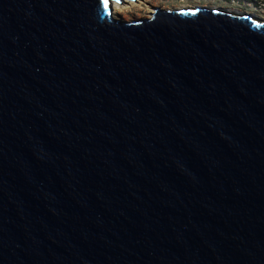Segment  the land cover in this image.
<instances>
[{
  "label": "water",
  "instance_id": "1",
  "mask_svg": "<svg viewBox=\"0 0 264 264\" xmlns=\"http://www.w3.org/2000/svg\"><path fill=\"white\" fill-rule=\"evenodd\" d=\"M0 0V264H264V19Z\"/></svg>",
  "mask_w": 264,
  "mask_h": 264
},
{
  "label": "rangeland",
  "instance_id": "2",
  "mask_svg": "<svg viewBox=\"0 0 264 264\" xmlns=\"http://www.w3.org/2000/svg\"><path fill=\"white\" fill-rule=\"evenodd\" d=\"M115 1V0H114ZM146 5L160 6L169 9H176L179 6H219L224 9L239 11L255 10L257 14L264 16V0H142V6H133L125 10L118 17L126 21H130L133 18L138 19L144 16V9ZM122 15V16H121Z\"/></svg>",
  "mask_w": 264,
  "mask_h": 264
},
{
  "label": "bare ground",
  "instance_id": "3",
  "mask_svg": "<svg viewBox=\"0 0 264 264\" xmlns=\"http://www.w3.org/2000/svg\"><path fill=\"white\" fill-rule=\"evenodd\" d=\"M133 6H138L141 7L142 6V0H119V2H117V0H113L112 1V8H113V15L114 17H118L121 13H124L126 9L131 8ZM154 7L155 6H151V5H146L145 9H144V16L143 17H150L151 13H153L154 11ZM206 7H210V8H219L228 12H235V10H230V9H224L223 7H215V6H206ZM168 8L167 6H165V9ZM179 8H190V6H179L177 7ZM245 11H242V13H244ZM250 14H253L255 17L264 19V16H261L260 14H257V12H255V10H249L247 11ZM235 13H241L240 10L235 12ZM122 16V15H121ZM125 19V18H124ZM134 20V18L132 19Z\"/></svg>",
  "mask_w": 264,
  "mask_h": 264
},
{
  "label": "snow or ice",
  "instance_id": "4",
  "mask_svg": "<svg viewBox=\"0 0 264 264\" xmlns=\"http://www.w3.org/2000/svg\"><path fill=\"white\" fill-rule=\"evenodd\" d=\"M117 2H119V0H117ZM105 8H108V0H105Z\"/></svg>",
  "mask_w": 264,
  "mask_h": 264
}]
</instances>
